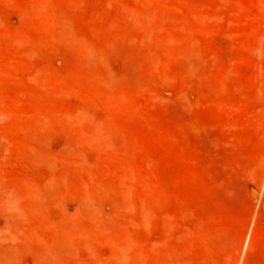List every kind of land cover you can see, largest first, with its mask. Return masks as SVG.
Listing matches in <instances>:
<instances>
[{"label": "rangeland", "instance_id": "1", "mask_svg": "<svg viewBox=\"0 0 264 264\" xmlns=\"http://www.w3.org/2000/svg\"><path fill=\"white\" fill-rule=\"evenodd\" d=\"M0 264H264V0H0Z\"/></svg>", "mask_w": 264, "mask_h": 264}]
</instances>
